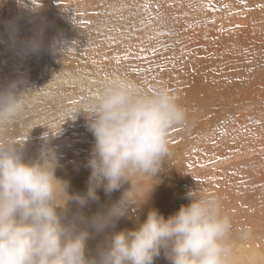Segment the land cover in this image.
Here are the masks:
<instances>
[{"label":"rangeland","instance_id":"374dc122","mask_svg":"<svg viewBox=\"0 0 264 264\" xmlns=\"http://www.w3.org/2000/svg\"><path fill=\"white\" fill-rule=\"evenodd\" d=\"M118 75L167 88L186 120L170 129L161 170L132 177L137 198L152 187L147 200L125 204L103 230L91 219L121 201L130 181L98 187L84 205L57 200L63 223L88 230L86 257L153 208L167 218L195 191L221 199L234 252L246 240L264 251V0H0V90L23 95L4 139L20 144L25 161L52 149L70 196H86L90 184L85 111ZM153 264H171L164 248Z\"/></svg>","mask_w":264,"mask_h":264},{"label":"clouds","instance_id":"9594fccd","mask_svg":"<svg viewBox=\"0 0 264 264\" xmlns=\"http://www.w3.org/2000/svg\"><path fill=\"white\" fill-rule=\"evenodd\" d=\"M22 107L23 95L0 90V264H153L161 248L171 264H238L233 224L216 196L189 192L190 203L167 218L151 209L137 228L114 233L93 258L85 255L88 230L63 223L57 212L70 199L80 205L98 199L100 186L113 192L130 181L121 201L91 219L101 231L124 214L125 204L147 200L152 187L141 200L132 177L153 178L161 170L170 153L168 133L186 120L185 108L167 88L146 89L120 75L104 83L85 111L94 137L86 196L68 194V182L55 175L52 149L42 148L36 160L25 161L20 144L4 139Z\"/></svg>","mask_w":264,"mask_h":264},{"label":"bare ground","instance_id":"6f19581e","mask_svg":"<svg viewBox=\"0 0 264 264\" xmlns=\"http://www.w3.org/2000/svg\"><path fill=\"white\" fill-rule=\"evenodd\" d=\"M245 238H247V236ZM246 241H240L239 243H237V247H236L237 250H235V255L238 257V264H264V257H262V251L263 250H260L258 248V246H255L254 244H247L248 241L247 242ZM253 243H255V242H253ZM241 251L242 252L246 251V255H244L245 257H243L241 255L242 254Z\"/></svg>","mask_w":264,"mask_h":264}]
</instances>
